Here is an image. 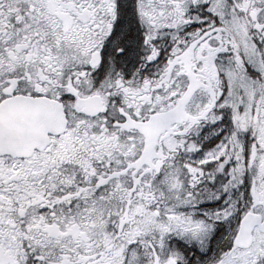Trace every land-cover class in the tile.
Wrapping results in <instances>:
<instances>
[{
    "label": "snow or ice",
    "instance_id": "snow-or-ice-1",
    "mask_svg": "<svg viewBox=\"0 0 264 264\" xmlns=\"http://www.w3.org/2000/svg\"><path fill=\"white\" fill-rule=\"evenodd\" d=\"M0 264H264V0H0Z\"/></svg>",
    "mask_w": 264,
    "mask_h": 264
}]
</instances>
